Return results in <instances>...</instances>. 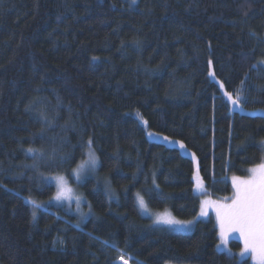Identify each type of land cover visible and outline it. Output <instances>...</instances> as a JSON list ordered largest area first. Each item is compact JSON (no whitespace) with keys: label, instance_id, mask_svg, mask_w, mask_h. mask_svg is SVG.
I'll return each instance as SVG.
<instances>
[{"label":"trees","instance_id":"obj_1","mask_svg":"<svg viewBox=\"0 0 264 264\" xmlns=\"http://www.w3.org/2000/svg\"><path fill=\"white\" fill-rule=\"evenodd\" d=\"M262 60L264 0H0V264H251L217 249L212 218L173 231L135 193L190 219L264 161ZM89 139V216L46 204L33 220Z\"/></svg>","mask_w":264,"mask_h":264},{"label":"snow or ice","instance_id":"obj_2","mask_svg":"<svg viewBox=\"0 0 264 264\" xmlns=\"http://www.w3.org/2000/svg\"><path fill=\"white\" fill-rule=\"evenodd\" d=\"M132 2L135 3V0H132ZM260 63L264 64V60L260 61ZM209 65H211V61H209ZM209 75H214V73L210 72ZM241 83L243 84L244 81H241ZM220 87L223 88V84H221ZM225 95H227L228 100L233 105H239V92H237L236 98H233V96L227 92ZM87 145L88 159L84 163L78 165L77 169L72 170L73 173H75V179L77 180L81 179L85 164L90 166L93 171L98 165V157L95 155V152L91 147V139L87 141ZM261 145L262 150H264V141L261 142ZM181 147H183L182 144ZM28 151L33 152L34 149L29 148ZM248 172L249 175L246 178L237 176L232 177L234 194L231 198V202L216 204L217 218L220 227V244H217V248L221 249L222 245L224 248H227L229 234L237 232L243 240L244 245L241 249L240 256L244 257L246 254L250 253L252 258L256 261V264H264V162L248 169ZM55 179L57 182V192L54 199H72L73 190L68 187L65 178L63 176H57ZM193 180L196 182L197 190H199L202 186V182L198 172L193 175ZM152 184L154 185V188L149 191H154L156 198H161V194L158 191H155L159 188V185H156L155 183V179H153ZM108 191L110 197L114 195V192H112L110 188ZM75 200L77 210H79L81 197L76 196ZM29 203L33 205L32 218L35 220L36 209L41 207V205L37 204L35 200H30ZM209 203L212 202H201V214H203L205 205ZM135 204L138 206L142 214L151 215L153 217V224L155 225H165L170 228L174 226L186 228L192 223V221H181L176 219L167 209L163 212H150L144 196L141 195L139 191L135 193ZM84 215V213H81L82 217ZM59 243L63 246L62 240H60ZM228 251L230 252L231 250L228 249ZM125 255L126 253L121 252L119 259L123 260V264H128V259H131V257L125 259Z\"/></svg>","mask_w":264,"mask_h":264},{"label":"rangeland","instance_id":"obj_3","mask_svg":"<svg viewBox=\"0 0 264 264\" xmlns=\"http://www.w3.org/2000/svg\"><path fill=\"white\" fill-rule=\"evenodd\" d=\"M252 112L264 114V110H261V109H256V110H253ZM141 122H142V120H141ZM92 149H93V147H92ZM87 159H88V145H87V147L85 149V156H84V158L75 166L74 169H77L78 165L84 163ZM252 167H254V166H252ZM252 167H250V168H252ZM97 168H98V165L95 168V170L93 171V170H91L90 166H88L87 164H85L84 171H83V173L81 175V179L80 180L75 179V173H73V171H72L70 174H71V176H72V178L74 180V183L69 182V180L67 179V177L65 175H63V174H59L58 173V174L47 175L46 180L49 181L50 183H52L54 185V193H53V195L49 199L45 200L44 202H40L39 205H41V206H44L46 204L47 205H49V204H52V205H63V206H65L69 210V212L76 213L81 219L86 218L87 216H89V214L91 213V211L88 208H85V203H86L85 202V198L83 197V195L77 189L76 184L80 183L88 175L97 177V179H98V177H101L97 173ZM248 175H249V172L247 173V175H244V176H237V175H231V176H229V182L231 184L232 191H231V193L228 196H224V197H214V196H210L208 194H201L199 196V209H198L197 214L194 217H192L190 219H179V218L175 217L172 214L178 220H181V221H192V223L190 225H188L186 228H182L180 226H174V227H171V228L168 227V226H165V225H159V226L166 227V228H168L170 230H173V231L189 232V231L192 230V228L194 227V224H195V222L197 220L206 219V218H212L213 219V222L215 223V225H216V227L218 229V243L217 244H220V238H219L220 227H219L218 218H217L216 204H218V203H221V204L222 203H230L231 202V198L233 197V194H234L233 181H232V177L233 176H237V177H241V178H246ZM57 176H63L65 178V180L67 181L68 187H70L73 190V192H72V199H70V200H55L54 199V197L56 195V192H57V182H56V179H55V177H57ZM101 185H102L103 189L105 190V192L108 194V196H109V191H108L109 188L112 190V192H114V195H112L111 198L116 196L115 191L112 188V186L109 183V181H108L107 178H105V180L104 179L102 180ZM76 196L81 197V202H80L79 210H77V204H76V200H75V197ZM202 201H210V202H212V203H209V204L205 205L203 214H201V202ZM149 210H150V212H163L165 209L155 210V209L149 208ZM81 213H84L85 215L82 217L81 216ZM142 215H144V214H142ZM145 216L149 217L150 220H151V222L153 223V217L151 215H145ZM232 240H235V241H238L239 242L240 247L238 249H234V248H232L230 246V242ZM243 246H244L243 245V240L241 239L239 233L232 232L228 236L227 248H224V246L222 245L221 246V249H218V248L217 249L220 250V251H224V252H226L228 254H233L238 259L248 258L251 264H256V261L252 258V256H251L250 253L249 254H246L244 257H241L240 256V252H241V249L243 248ZM228 249H230L231 251L229 252ZM167 264H172V263H167Z\"/></svg>","mask_w":264,"mask_h":264},{"label":"water","instance_id":"obj_4","mask_svg":"<svg viewBox=\"0 0 264 264\" xmlns=\"http://www.w3.org/2000/svg\"><path fill=\"white\" fill-rule=\"evenodd\" d=\"M118 263H119V264H123V260L118 259Z\"/></svg>","mask_w":264,"mask_h":264},{"label":"bare ground","instance_id":"obj_5","mask_svg":"<svg viewBox=\"0 0 264 264\" xmlns=\"http://www.w3.org/2000/svg\"><path fill=\"white\" fill-rule=\"evenodd\" d=\"M141 214V213H140Z\"/></svg>","mask_w":264,"mask_h":264}]
</instances>
